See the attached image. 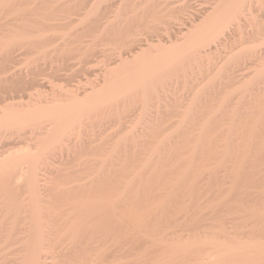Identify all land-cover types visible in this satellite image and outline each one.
<instances>
[{
    "label": "bare ground",
    "instance_id": "obj_1",
    "mask_svg": "<svg viewBox=\"0 0 264 264\" xmlns=\"http://www.w3.org/2000/svg\"><path fill=\"white\" fill-rule=\"evenodd\" d=\"M181 1L0 0V264H264V0Z\"/></svg>",
    "mask_w": 264,
    "mask_h": 264
},
{
    "label": "rangeland",
    "instance_id": "obj_2",
    "mask_svg": "<svg viewBox=\"0 0 264 264\" xmlns=\"http://www.w3.org/2000/svg\"><path fill=\"white\" fill-rule=\"evenodd\" d=\"M175 1H181V0H175ZM189 1H191V2H189V3H192L191 4V6L194 8L193 10H195V9H198L199 7H198V2H197V0H189ZM182 3H183V0L181 1ZM182 3H180L179 2V4L181 5ZM254 4V3H253ZM253 8H255V10L254 11H256V10H258L257 12V14L259 15V16H262V17H264V5L263 4H259V3H256V4H254L253 5ZM253 8H251V10H253ZM249 12V11H248ZM190 14V12H185V13H183V15L181 14V20H177L176 21V27L177 26H179L180 24H182V23H185V22H187L188 20H189V17H188V15ZM188 17V18H187ZM9 17H7L6 19H8ZM262 19V18H261ZM182 20H184V21H182ZM263 20H264V18H263ZM262 47V46H261ZM22 65V64H21ZM21 65H18V66H20V68H21ZM242 66H246V63H243L242 64ZM24 67V65L22 66V68ZM8 141H11V140H8ZM229 217V216H228ZM227 217V218H228ZM227 226H229V225H227ZM10 249H12V248H10ZM10 249H8V250H6V251H9ZM2 254H4L5 255V253H2ZM2 254L0 255V262H3L4 263V261L5 262H7L6 260V255L4 256L3 255V257L4 258H2ZM13 258L12 256H7V258ZM46 261V263H44ZM43 263L44 264H51L52 263V260H51V263H49L50 262V260L49 259H46ZM49 261V262H48Z\"/></svg>",
    "mask_w": 264,
    "mask_h": 264
}]
</instances>
